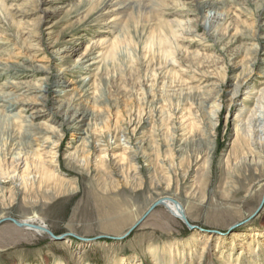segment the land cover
Listing matches in <instances>:
<instances>
[{
	"label": "rangeland",
	"instance_id": "1",
	"mask_svg": "<svg viewBox=\"0 0 264 264\" xmlns=\"http://www.w3.org/2000/svg\"><path fill=\"white\" fill-rule=\"evenodd\" d=\"M42 1H4L18 16L11 31L0 18V95H12L0 105V170H12L13 138L22 154L36 149L22 141L21 119L36 95L9 85L34 90L40 74L14 71L13 63L40 62L52 74L49 96L77 100L92 116L76 143L64 129L54 153L28 154L43 168L21 178L20 187L0 184V220L33 219L63 236L51 240L1 222L0 264H171L170 257L194 264L169 247H189L193 238V252L207 244L201 264H223L214 258L228 253L232 260L241 255L240 264H264V206L254 215L264 194V144L253 145L264 140V121L255 117L264 114V0H223L219 10L204 12L202 0H144L145 7L124 13L125 0L108 8ZM51 43L67 49L63 61L51 57ZM61 68L69 73L60 94L54 83ZM235 84L241 88L231 101ZM219 91L224 99L211 121L208 105ZM43 110L34 124L55 126L60 119L52 122L53 110ZM87 136L95 151L84 144ZM162 197L180 203L193 228L157 207L121 239ZM199 235L205 241L197 242Z\"/></svg>",
	"mask_w": 264,
	"mask_h": 264
},
{
	"label": "bare ground",
	"instance_id": "2",
	"mask_svg": "<svg viewBox=\"0 0 264 264\" xmlns=\"http://www.w3.org/2000/svg\"><path fill=\"white\" fill-rule=\"evenodd\" d=\"M4 1L5 0H0V18L3 19L4 24L11 31L12 30V25H14V23H13V19L14 18L13 17L14 16L16 17L18 15H17V13H13L12 14V8L11 7L7 8L5 6ZM96 1H101V3L99 5L102 8H105V7L108 8V6L110 4H112L116 0H89V3H87V4H89V7H90ZM222 1L223 0H202V2L199 3L198 8H200V10L203 11V12L205 10H207V9L208 10L209 9L219 10L220 8L223 7ZM42 2H44V1L37 0L38 7H39V5ZM125 3H126V5L123 7L124 10L121 13L126 12V10H128V9L129 10H134V9H140L141 7H145L144 6L145 5L144 0H125ZM96 10H93L92 12H94ZM113 11L114 10L108 11V12L110 13V12H113ZM91 15L92 14H90L89 16L87 15V18L88 17L90 18ZM45 18H47V15H46L45 12L43 14H41V16L38 17L40 23L43 21V19L45 20ZM49 32H50L49 29L45 28L44 30L39 31V37L42 38V39H45V37L47 38ZM48 47H49L50 50H52L49 53L51 55V57H56L57 56L60 60H62V61L64 60L63 55H64V52L67 49L66 50H62L60 48H57L56 43H51ZM46 49H48V48H46ZM87 49L88 48H86V50ZM26 61H27V59H25V62ZM37 63L38 64L30 65L29 68H26V67L22 66V64L20 65L18 63H13L12 64V69L14 71L27 72V73L32 72L31 74L34 75V76H35V74H36V76L40 74L39 76H40V81L42 82V84L39 85L38 87L34 88L35 91L32 90V89L29 90L28 89L29 87L27 88V86H25V84H21V86H18V87L12 86V84L9 85V88H10L11 91H15V92L28 91L29 93L33 92L36 95V102L35 101L33 103L30 102L31 104L29 102H25V104L27 105L26 112L28 113V111L32 110L31 113L26 115V116H22L21 117L22 122H24V124L25 123L27 124L26 127H25L24 135L22 137V141H25L24 144H26V143L27 144L34 143L36 149L34 151H30L29 150L28 153H25V154L23 153L22 154L21 151H18L21 148L17 150V148L14 147L15 144H12L15 141V139L13 138V140H10L11 144H10V152H9V154H10V156H9V159H10V164L9 165H10V167L9 168H12V170H10V169H8V170L5 169L3 171H2V169L0 170V184H15V185H13L14 187H16V186L20 187V184L23 182L22 179H24L25 176L28 177L29 173H33V171H35V172L38 171V168H40V169L43 168L42 163L36 164V166H34L35 164L31 165L30 162H29L28 154L33 155L34 158L36 159L37 157H41L40 152L50 151V153H52V152L54 153V149L58 147V144L60 143V139L63 137V136L60 135V133L64 129H66L67 132H70L71 135H69V136L72 137V142L76 143V139H78L77 136L86 134L87 130H84L83 127L88 128V124H85V121H86V119L88 117L92 116V113L90 112L88 107L83 105L81 102L78 103L79 101H77V100L76 101H69V102L64 104V103H60L58 99L50 97L49 96V87H50V82L51 81H49V80H50V76L52 74L40 62L37 61ZM21 70H23V71H21ZM59 72L60 73H59V77L57 79V82H55L54 84L58 86L59 93L61 94L62 93V89L68 84V83L66 84V80L68 78L69 71L67 69L61 68ZM71 83H72V81H71ZM240 88H241V86L237 85V84H235L233 86V88H232L233 91L231 92V101L234 100L238 96ZM215 98H214L215 101H213L212 103H210L208 105V108L210 110L208 112V114L209 115L211 114V116H209V115L208 116L211 119V121H213V120H215L217 118L216 114L220 110V106H219L220 104L219 105L216 104V101H220L221 98L223 100L224 96H222L221 92L219 91L216 94ZM9 101H12V95L11 94H5L4 93V94L0 95V105H5ZM56 103L58 104V106H57ZM15 104L18 105L19 103H13V104L11 103L9 105L10 106L11 105L14 106ZM34 106H36V107L38 106L39 108H36ZM43 108L44 109L48 108L51 111L53 110V112H54L53 114L55 115L56 118L55 119L52 118L51 119L52 122L58 121L60 119L55 124V126L43 125L44 126V128H43V127H40V124H34V121H37L38 119L44 118L45 112H44ZM262 116H264V114L255 116L256 117V121H259L258 125L261 124L262 121H264L263 118H261ZM212 126H214L213 123H212ZM263 132L264 131L260 130L259 134L260 135H264ZM210 136H212L211 133H210ZM121 137H122V139H125V140H127V142H129V139L127 137V133L123 132V136H121ZM90 139L91 138L90 137L88 138V136H87L86 139H85V143L84 144H87L88 147L90 148V150L95 151V146L90 147L91 146ZM27 141H29V143ZM260 143L264 144V140L263 141L261 140L260 142H256L255 144L253 143V145L254 146L255 145H259ZM76 155L77 154L72 153V155H71L72 156V160H77V156ZM52 156H54V155H52ZM258 164H260V162H257V165ZM18 173H20L19 176L17 175ZM45 173H47V172H45ZM42 181L43 180H41V182ZM24 182H27V181H24ZM0 190H3V188H1V186H0ZM159 199H157V200H159ZM166 199L167 200H166V202H164V205L162 206V208H164L174 218L180 219L182 221V215L184 214L185 219H186V215H185L184 209L182 208L180 203H178L177 201L173 200L170 197H166ZM261 203L262 204L259 205V207L257 208V210L254 213V215H256L257 213H259L262 210V208L264 206V201L263 202L261 201ZM155 209H153L152 212ZM139 220L134 224V226L139 222ZM186 221H187V219H186ZM22 222L25 223V224H28V225L35 226V227H45L41 223L36 224L33 219L22 221ZM243 223L244 222H241L240 224H243ZM188 224H189V222H188ZM238 225L239 224L234 225L233 227L229 228L228 231H231L232 229H234ZM190 227H191V229L193 228L191 225H190ZM24 230H30L31 232H33L37 236H42L43 234H45L43 231L37 230V229H24ZM248 233H249V236H252V237H259L260 235H262L259 231H252V232L249 231ZM239 236L240 235H238V234L236 235V233H234L232 237L234 239V238L239 237ZM253 239H254V243L256 245L255 247H257L259 242L257 241V239H255V238H253ZM192 240H193V242H192L191 245H193V246L190 245L189 247H187V245L183 244L182 242H180V243L179 242H177V243L175 242L173 245L171 244L169 246L170 250H171L172 253L176 252V256L180 258V261H184L183 257L184 256H188L189 259H195V263L194 264H201V262H200L201 256L205 252L207 254L209 253V251H207L208 250L207 249V244H205L203 246V248H201L200 252H199V250H197L196 252H193L192 251L193 250L192 247L195 246V243H194L195 238H193ZM202 240L205 241L204 236H200L199 235L198 239H197V242L198 241L202 242ZM208 240L209 239H207L206 243H208ZM84 242H89V241H84ZM232 244H233V241H232ZM215 249H216V247H215ZM225 256H229V257L225 258V257L217 255L214 258V261H216V262L219 261V262H221L223 264H230V263L231 264H240L241 255H239V257H237L235 260H232L230 253L226 254ZM251 258L252 257L249 256V259H251ZM168 262H171V264H172L173 257L172 258L170 257V260ZM250 263H253V262H250ZM254 264H259V263L257 261V263H254Z\"/></svg>",
	"mask_w": 264,
	"mask_h": 264
},
{
	"label": "water",
	"instance_id": "3",
	"mask_svg": "<svg viewBox=\"0 0 264 264\" xmlns=\"http://www.w3.org/2000/svg\"><path fill=\"white\" fill-rule=\"evenodd\" d=\"M262 198H263L262 199V202H263L264 201V194H263ZM166 200H167L166 198H160L155 203L150 205V207L146 210L145 214L140 218L139 222L135 226H133L129 231H127V233L123 237H121V239L125 238L138 224H140V222L143 221L152 212L153 209H155L157 207H162L164 205V202H166ZM4 221L11 222L14 226H16L19 229H37V230H41L51 240H59V239L63 238V236H61V237L60 236H58V237L54 236L46 227H35V226H32V225L25 224L22 221H19V220L13 219V218H3V219L0 220V223L4 222ZM182 222L187 226L188 229H191L190 225L188 224V222L185 219L184 214L182 215ZM67 236L75 237L77 240H81V241H90V239L79 238V237L73 236L71 234H69Z\"/></svg>",
	"mask_w": 264,
	"mask_h": 264
}]
</instances>
